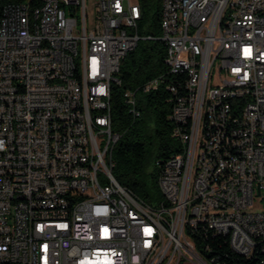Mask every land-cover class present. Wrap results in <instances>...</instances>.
Masks as SVG:
<instances>
[{
	"label": "built area",
	"instance_id": "1",
	"mask_svg": "<svg viewBox=\"0 0 264 264\" xmlns=\"http://www.w3.org/2000/svg\"><path fill=\"white\" fill-rule=\"evenodd\" d=\"M89 1L0 7V264H214L195 234L264 255V0H161L158 36L137 0ZM145 39L167 70L124 100L172 92L181 144L152 204L111 172V85Z\"/></svg>",
	"mask_w": 264,
	"mask_h": 264
},
{
	"label": "trees",
	"instance_id": "2",
	"mask_svg": "<svg viewBox=\"0 0 264 264\" xmlns=\"http://www.w3.org/2000/svg\"><path fill=\"white\" fill-rule=\"evenodd\" d=\"M8 1L11 0H0V7ZM137 1L143 15L141 33L158 36L161 0ZM165 54L161 41L140 40L122 59L116 74L120 84H112L110 90L111 126L120 134L111 153L114 162L111 172L120 185L149 204L162 198L157 186L159 165L181 149L179 140L171 135L174 123L169 115L174 96L161 85L140 93L136 104L139 116L133 118L123 92L164 73L167 70ZM193 239L202 255L208 260L214 259V264H264V255L260 252H255L249 260L238 256L223 236L195 234Z\"/></svg>",
	"mask_w": 264,
	"mask_h": 264
},
{
	"label": "rangeland",
	"instance_id": "3",
	"mask_svg": "<svg viewBox=\"0 0 264 264\" xmlns=\"http://www.w3.org/2000/svg\"><path fill=\"white\" fill-rule=\"evenodd\" d=\"M90 1L89 0H87V5H88V7L90 8V3H89ZM254 209H256V207L255 208H252L251 210H254Z\"/></svg>",
	"mask_w": 264,
	"mask_h": 264
}]
</instances>
